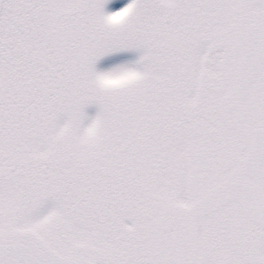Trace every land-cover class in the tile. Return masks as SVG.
Instances as JSON below:
<instances>
[{
	"label": "snow or ice",
	"instance_id": "6c2138e0",
	"mask_svg": "<svg viewBox=\"0 0 264 264\" xmlns=\"http://www.w3.org/2000/svg\"><path fill=\"white\" fill-rule=\"evenodd\" d=\"M0 264H264V0H0Z\"/></svg>",
	"mask_w": 264,
	"mask_h": 264
},
{
	"label": "rangeland",
	"instance_id": "374dc122",
	"mask_svg": "<svg viewBox=\"0 0 264 264\" xmlns=\"http://www.w3.org/2000/svg\"><path fill=\"white\" fill-rule=\"evenodd\" d=\"M119 2V5L120 6H123V4H126L128 2V0H118ZM107 10L111 11V10H115L113 7H112V4H109L107 6ZM134 53H119L117 54V57L118 58H124V59H131V58H134ZM110 59L108 58H105L104 60H101L100 61V67H107L110 63ZM109 86H114V85H109ZM87 112L89 114V116H93L96 112V108L93 106V107H90L87 109Z\"/></svg>",
	"mask_w": 264,
	"mask_h": 264
}]
</instances>
